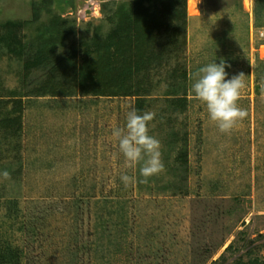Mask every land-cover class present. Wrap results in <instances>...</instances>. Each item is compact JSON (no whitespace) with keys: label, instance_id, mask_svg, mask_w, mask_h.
I'll return each instance as SVG.
<instances>
[{"label":"rangeland","instance_id":"obj_1","mask_svg":"<svg viewBox=\"0 0 264 264\" xmlns=\"http://www.w3.org/2000/svg\"><path fill=\"white\" fill-rule=\"evenodd\" d=\"M134 1L0 0V256L264 264V0H185L174 18L142 0L150 39L101 63L95 45L118 42V9ZM221 60L246 85L248 116L227 134L190 93L192 74ZM132 110L155 113L164 171L147 182L112 134Z\"/></svg>","mask_w":264,"mask_h":264},{"label":"clouds","instance_id":"obj_2","mask_svg":"<svg viewBox=\"0 0 264 264\" xmlns=\"http://www.w3.org/2000/svg\"><path fill=\"white\" fill-rule=\"evenodd\" d=\"M226 64L211 62L199 68L192 74L190 93L195 99L206 105L210 119L215 122L221 133H230L239 122L248 116L247 109L238 105L241 90L245 88V76L241 73L232 79H226ZM155 113L145 111L138 113L132 110L127 114L124 128L113 130V136L118 140L119 151L124 156L126 168L135 169L137 165L143 182L164 171L160 141L149 134V123ZM0 177L9 180L7 170L0 172ZM125 187L137 182L135 175H121Z\"/></svg>","mask_w":264,"mask_h":264},{"label":"trees","instance_id":"obj_3","mask_svg":"<svg viewBox=\"0 0 264 264\" xmlns=\"http://www.w3.org/2000/svg\"><path fill=\"white\" fill-rule=\"evenodd\" d=\"M142 0H135L134 4L135 6L129 10H125L124 7H120L118 9V19L120 24V29L117 30V34H119L120 39L118 42L114 43L113 40L117 38V35L115 37V34L109 37V43L108 44H98L95 45L94 51H102L101 55L99 56V61L103 63L104 59L108 60L112 57L113 53H127L129 49H132L131 47L136 49V52H141L143 49V46L145 43H147V40L150 39L151 30L155 25L153 23L155 22L157 16L155 15H148V13L143 12V6L141 5ZM157 2V1H155ZM161 3L160 9H162L163 13L167 15H170L171 18H174L177 14H179L178 17L183 16L184 17V11H185V0H161L159 1ZM178 5L181 8V12H178L175 10L174 6ZM156 6V4H155ZM156 10L158 11V7L156 6ZM156 11V13H157ZM146 12H148L146 10ZM173 12V13H172ZM154 13V14H156ZM133 18H130L132 17ZM10 25H14L9 23ZM6 26V25H5ZM135 40V42H134ZM138 56V55H137ZM104 57V58H103ZM138 59L140 60L139 56ZM105 62V61H104ZM27 66H30V64H27ZM92 67V66H91ZM131 69L127 70L126 72L120 74L122 77H130L131 76ZM137 111L139 112V107L137 104ZM19 126V118L15 119H9L4 121V127H13V126ZM10 251L7 253H4L2 256H0V262L2 264H5L7 261L10 262ZM9 264V263H8ZM10 264H13L12 262Z\"/></svg>","mask_w":264,"mask_h":264},{"label":"bare ground","instance_id":"obj_4","mask_svg":"<svg viewBox=\"0 0 264 264\" xmlns=\"http://www.w3.org/2000/svg\"><path fill=\"white\" fill-rule=\"evenodd\" d=\"M188 5H189V7H193V5H194V0H188ZM196 5V4H195Z\"/></svg>","mask_w":264,"mask_h":264}]
</instances>
